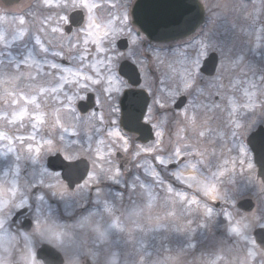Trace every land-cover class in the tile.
<instances>
[{"label": "flooded vegetation", "instance_id": "1", "mask_svg": "<svg viewBox=\"0 0 264 264\" xmlns=\"http://www.w3.org/2000/svg\"><path fill=\"white\" fill-rule=\"evenodd\" d=\"M117 1L118 4L115 2V6L117 4L118 9L114 10L122 13L125 5L129 3L126 7L129 8L130 14L136 0ZM200 2L205 16L203 25L201 24L191 36L177 42L161 45L165 53L164 64L162 65L164 74L160 73L161 66L160 68L151 66L147 68L139 64L138 68L142 79L140 85L134 87L124 79L128 87L123 93L130 89L144 90L149 98L148 108H152L153 113H155L154 100L156 96L151 95V93L155 92L159 95L160 90L155 89L158 87L156 81H159V78L162 79L165 81V87L170 89L172 84L168 80L175 75L173 69H176L177 61L180 62V69H176L179 71L184 56L189 59L194 58L199 51L200 42L206 43L209 46V55L201 61V74L195 80L193 87L179 97V99L182 96L185 97L184 105L177 107L176 103L169 106L167 115L172 123L167 128L163 126L152 128L154 137L155 132L162 129L161 131L164 132L162 146L169 148L177 142L178 144L187 143L195 150L193 153H196L197 150L202 151L203 156L208 157L207 161H213L216 160L214 158L216 155L206 156L207 152H211L210 148L214 147L216 150L231 148L232 143L228 141L234 140L235 136L233 135L238 133L237 140L248 147L249 155L255 160V155L248 146L247 140L260 127L264 128V62H262L264 61V0H201ZM252 13L259 18L256 26L242 30L241 23L254 17ZM129 24L138 36L145 37L132 24V20ZM248 30L251 31L252 39H254L252 42H249L248 37L243 34ZM127 38L129 39L128 36ZM152 45L154 44L147 40L146 43L142 44V48L149 50ZM255 45L259 46L258 49ZM173 51H177L175 57L178 56V59L174 60V57L170 55L173 54ZM137 53L142 55V52L137 51ZM150 55L147 52L145 58L147 61L151 60ZM241 57L244 59L242 64L239 60ZM229 61L235 65L236 74L237 70L240 72L239 77L245 76L248 79L247 83H258V89L249 90L256 93V107L251 111L244 109L235 114L236 116L230 114L231 109L228 100L229 98L239 100L237 95L243 96V92L233 90L231 88L232 82L228 84L229 79H225L227 73L230 72ZM222 63L224 64L223 71L220 70ZM146 73H150V75L146 76ZM154 76L157 77L156 81L153 79ZM221 82L224 86L218 88L217 84ZM95 97L98 104L96 112H98L101 107L96 93ZM120 98L117 119L121 128ZM242 101L246 102L243 98ZM189 103L193 106L190 111L196 112L201 123L197 125L195 131L189 129L186 133L179 132V129L184 128L185 124L178 113L182 112ZM146 119H151L147 112L143 122ZM233 120L244 123L241 131H239L240 128H235ZM204 121L207 122L203 123ZM254 121L255 123H253ZM199 131H204L205 136L200 137ZM215 132L217 135H214ZM137 137L134 136L136 142ZM155 141L156 137L155 140L145 145H152ZM230 151L233 149L231 148ZM196 156V154L193 155V157ZM117 157L120 160L119 168L122 171V175L117 178L120 181L119 184L105 181L106 177H101L98 179V184L93 183L87 188L67 189L72 193L78 191V194L82 189L83 193L75 197L80 199V206L76 202L79 209L74 212H67L69 216L56 203L55 199L49 202L48 205L54 211H56L54 207L58 206L56 209L59 216L39 218L47 220L58 230L63 231L62 242L59 244L54 240H48L46 235L42 236L31 227L32 220L37 218L35 212L39 207V201L33 196L29 197L28 201L31 207L25 206L23 212H18L19 215L17 210L14 211L5 223L6 228L0 231L9 234V239L0 246V253L4 254L2 261L6 264H28L25 257L28 256L29 246L24 239L23 232L31 240V248L36 254L38 264H206L205 261H213L216 258L217 254L214 252V248H225L227 243L226 246L231 247L228 262L247 264L246 242L236 240L234 237H231L230 241L227 242L229 222L222 217L223 215L219 217L218 223H216L218 225L215 224L214 226V230L220 233V239L212 237L208 244H203L200 227V203L190 206L189 203L180 201L174 195L169 194L166 187L171 184L174 191L183 192L185 195L187 193L199 195L197 191L179 184L168 171L163 169L157 170L161 171L163 179V184L158 185L154 178L149 175L151 171L136 169V163L131 157H125L122 153H118ZM237 157L239 156L237 155ZM149 158L151 162L153 157ZM137 177H139L141 184L146 185V189L151 188L157 194L154 200L149 201L144 187L141 189L140 186L136 185L135 190L127 187L137 182ZM64 184L67 182L64 181ZM105 185L114 189V197L111 200L115 199V201L95 202L94 192L102 189ZM128 193H130L129 196ZM129 197H131L130 201ZM126 198L128 200H125ZM106 204L113 209L111 214L105 211ZM211 205L213 210H217L219 207L217 204L211 203ZM238 210L240 213L243 212ZM234 216L236 217L234 221L239 218L237 215ZM86 218L90 219L86 220ZM117 223L120 225L119 229L113 226ZM241 223L245 224V222ZM258 227L247 224L245 232L249 234L248 228L253 229L254 232ZM21 228L23 229L21 230ZM101 232L105 234L103 239L100 237ZM12 236H15V239H12ZM3 245H5L4 248H7L6 251H3ZM235 255L239 257L233 260Z\"/></svg>", "mask_w": 264, "mask_h": 264}, {"label": "rangeland", "instance_id": "2", "mask_svg": "<svg viewBox=\"0 0 264 264\" xmlns=\"http://www.w3.org/2000/svg\"><path fill=\"white\" fill-rule=\"evenodd\" d=\"M54 2H57V0H54ZM93 2L99 5V9L97 12H94V15L102 17L105 23L111 20L112 23L115 24L121 15H127L128 23L130 22L129 8L126 7L129 3L125 5L126 9L124 7L122 13H118L114 10L118 9L117 0H93ZM115 2H117L116 6ZM41 5L42 0H23L15 7L7 8L0 0V34L5 38L3 41H0V74H9L8 82H4L3 78H0V133H5L11 138L10 140L0 139V220H4L5 222H7V219L17 210L15 207L17 203H20L21 200L28 201L30 199L29 197L32 196L39 201V207L37 209L39 211V217L59 216L57 215L58 210L56 209L58 206L56 205V207H54L56 210L54 211L51 206L48 205L52 199H55L56 203L61 206L66 214L67 212H74L79 209L77 208V204L80 202V199L75 197L83 194L82 189L79 191V194L77 193L78 191L72 193L71 191H68L69 189L65 191L62 186L59 185L60 183H64L62 178L56 176L53 172L51 173L46 165L47 159L57 156L59 154L58 152L68 150L70 154L75 155L78 158H87L92 164L90 174L95 173L97 179L106 177L105 181L110 182L114 181L110 180L109 176L116 168H119L120 160L117 157L118 153H122L125 157H131L134 163H136V169L149 171H152L153 168L156 170L160 169L154 159L150 162L149 157H153L154 153L152 156L151 154L143 152H141L139 156L135 154L139 150L138 146L147 147L151 144L145 145L137 143L132 136L127 135L119 126L117 119L119 110L118 101L123 91L128 87V84L125 82L126 86L121 89V92L112 97H109L108 93L103 90L108 87L107 82L104 79L108 75L105 71V65L108 61L105 60V54L103 53L97 54L93 52L91 59L86 61V64L93 65V67L88 68L81 66V71H84L89 75L94 74L96 69H98L99 78L103 81V87L94 86L88 82L89 89L79 92V95L84 97L88 92H95L99 98V105L101 107L100 111H91L89 114L83 116L77 110V104L80 99L76 100L74 104L69 105L67 102L61 103V101H64L63 95H60L59 100H56L52 96H48L43 98L42 101L38 100V102H41V110L45 114L46 121L45 125L37 126L38 131L34 132L31 127L32 122L27 118L23 121V127H21L19 123L16 125L9 123V120H11V113L17 109L19 105H10L7 98L8 94L20 96L37 95V89L52 87L58 82L57 76L59 73L49 66L51 63L54 62L60 64L62 67L70 68L73 71H75L79 64V60L76 58V50L73 49L72 52H69L70 45L67 39V34L65 33L62 35L61 33H53L51 31L52 28L57 27L55 22V12H50ZM57 11L59 10L57 9ZM252 14L254 17L251 19L248 18L250 21L245 20L244 23H241L242 30H247L248 27L256 26L257 19L259 18H257L254 13ZM21 19L25 21L23 24H20ZM127 32H130L131 35H128ZM243 34L248 37L249 42L254 40L252 39L251 31H245ZM256 35L258 36L259 34L257 33ZM124 36H128L130 39V46L127 51L121 52L116 45V52L107 53L108 56L113 57L117 56V53L124 54L122 58H118L116 65L117 73L120 62L124 59H129L137 65L141 64V66L147 68L150 66L153 68H160L161 66L160 73L162 75L164 74L162 71V65L164 64L163 59L165 58L163 46L152 45L149 47V50L143 49L142 44L147 42L146 38L138 36L130 27V24L126 34L117 37L116 43L118 39ZM37 38H39L43 46L48 49L47 52L42 51L41 45L37 44ZM133 38L137 39L136 44L132 43ZM72 39L77 43L81 50L85 47V45L81 43L83 36H81V41H76L75 37ZM221 42L223 43V41ZM87 47L89 49H94V46L91 44H88ZM255 47L258 49L259 46L255 45ZM137 51L142 52V55L137 53ZM55 52H63V56H56L54 55ZM147 52L151 54V60L149 59V61L145 59ZM176 52L177 51H173V54H170L174 57V60L178 59V56L175 57ZM69 56L73 57V59H65V57ZM242 58L243 57L239 59L241 64L244 63V59ZM254 59L256 60V58ZM25 61H27V64L24 63ZM33 61L36 63L33 64ZM100 61H103V63ZM177 62L178 64H176L175 67L176 69H180V62ZM228 63L230 66V72L227 73L225 79H229L228 84L232 82L231 88H233V90L235 89L238 92H244L245 89H258V83L254 84L255 88H252V82L247 83L248 79H246L245 76L239 77L238 74L240 72L238 70L236 74L235 65L231 64L232 61H229ZM17 65H20L19 69H17ZM29 65H31V67H29ZM29 73H31L30 76ZM13 75H18V78L11 80L10 77ZM72 78L73 77L69 76V79ZM156 78V76L153 77L155 81ZM161 81L163 80H160V78L159 81H156L158 87L155 89L160 90L162 87H165V81H163V84H161ZM168 81L172 84L171 88L175 86L173 79L169 78ZM237 81H239L238 84L236 83ZM234 85L235 87H233ZM65 91L71 95L76 89L75 86L68 85L65 87ZM237 96L239 97L240 102L244 103L242 101L243 96L240 94ZM114 109L117 110L114 111ZM29 110L31 111V106H29ZM32 115L35 116L36 113L33 112ZM101 116H103L102 121L100 120ZM57 117L60 119V122L68 128L67 132L51 126ZM240 124L242 125V128L244 123ZM241 128L239 131H241ZM161 130L159 129V131ZM114 131H119L129 142V150L127 152L123 151L121 141L108 135V133ZM73 133L75 134L73 135ZM31 135H36V141L29 139V136ZM60 135H63L65 138L63 142L59 141ZM214 135H217V133L215 132ZM237 135L238 133L233 135L235 136L234 140L228 141L229 143H232L231 148L233 151H230L231 148H222L219 150H216L214 147L210 148L211 152H207L208 154H206V156L211 155L212 157L216 155L214 156L216 160L213 161H207L208 157L204 156L193 157L196 153H193L195 150L191 147L192 155L188 158L192 159L193 162L203 159L198 165V172L196 175L204 178H215L213 174L222 168L228 167L231 169L232 167H235L234 171H230L221 180L220 190L224 196V200L215 203L219 204V207L217 210H213L215 213L214 217H206L203 211V205L205 204L209 207H213L211 201L206 200L199 192V195L194 193H192V195L190 193L186 194L189 201L198 200L200 202V227L203 244H208L212 237L220 239V233L217 230H214V226L218 223L220 216L223 215L222 217L225 218L226 212H230L234 218H236L234 215H237L239 218L236 220L245 222L248 226L257 227L264 224V186L261 181L257 179V168L255 177L252 172L247 170V162H252L253 159L249 155L248 147L240 140H237ZM21 138L24 141L23 143H21ZM49 138L57 140V147L60 151L55 154L44 153L34 160L32 154L27 152L28 144L31 143L35 146L37 142H42ZM101 141L104 143L101 144ZM153 144H157V141L153 142ZM185 144H179V146L182 147ZM162 145L163 144L159 145V147L167 148V146ZM241 147L246 150L247 156L241 154ZM9 148H11L12 151H9ZM237 155L239 157H237ZM240 160H245L246 163L241 164L239 163ZM226 162H234V164H226ZM135 183L133 184L140 187L143 185L145 188L144 190L146 191V185L143 183L141 184L140 179ZM48 185H57V187L49 188ZM24 188L25 190H22ZM35 189H37V192H35ZM141 189H143V187H141ZM192 190L196 191L194 188H192ZM61 192H63V195L60 194ZM13 193H15V195H13ZM94 193L95 202L108 201L114 197V189L108 185H105L102 189L97 190ZM40 195H43V200L37 198ZM129 195L130 193H128V196ZM247 198H251L256 202L255 211L252 214L240 213L237 208V204L241 200ZM130 199L131 197H129V201ZM125 200L128 199L126 198ZM3 201H8V203L5 205ZM111 201H115V199ZM232 201H236V207H232ZM80 203L79 206L81 205ZM37 210L35 212L36 217ZM5 228L6 225H4L3 228H0V231H3ZM227 229V242H229L230 238L234 236L229 232V225ZM248 230L249 235H253V229L248 228ZM234 238L238 240V238ZM5 242L6 241H0V246ZM226 245L225 248H221L223 252L220 248L218 249L215 247L214 252L217 254L216 258L213 261H205L204 259L206 264H231L228 262V260H230L229 252L231 247H227ZM246 245L248 257L247 264H264V251L261 250V248H256L255 251L257 252V256L253 261L248 254L251 245L247 242ZM4 247L5 245H3L2 248ZM6 250L7 248L3 249V251ZM3 256L4 254L0 253V264H6L2 261V259H4ZM238 257L235 255L233 260L238 259Z\"/></svg>", "mask_w": 264, "mask_h": 264}, {"label": "snow or ice", "instance_id": "3", "mask_svg": "<svg viewBox=\"0 0 264 264\" xmlns=\"http://www.w3.org/2000/svg\"><path fill=\"white\" fill-rule=\"evenodd\" d=\"M43 8L48 9L50 12H55L56 16V24L57 27L51 29L53 33H61L62 35L65 34V27L67 26V39L69 42V52H72L73 49L76 50L77 57L79 60V64L77 65L75 71L70 68L62 67L60 64L51 63L49 66L56 70L59 75L57 76V83L54 86L48 88H39L36 90L37 95H27V96H20V95H12L8 94L9 104H17L19 107L15 109L11 113V120L9 123L16 125L17 123L23 127V121L27 118L31 123L32 129L38 131V125L43 126L45 125V114L41 110V100L45 97L52 96L56 100L60 99V95H63L64 101L61 103L67 102V104L72 105L76 102V100L85 99L84 96L79 95L80 91H86L89 89V83L94 86H101L103 87V81L99 78V70L96 69L94 74L89 75L84 71H81V66L91 68L93 65L86 64V61L91 59L93 52L100 54H105V60L108 63L105 65V71L108 75L104 78L107 82L108 87L104 88L103 90L108 93L109 97H112L116 94L121 92V89L124 88L125 81L122 80L119 74L116 71V65L118 58H122L124 56L123 53H117V56H108V52H116V40L117 37L126 34L127 29L129 28L128 17L127 15H121L115 24L109 20L107 23L104 22L102 17L94 15V12H97L99 9V5L93 2V0H42ZM57 9L59 11H57ZM72 13H78L80 15V20L78 22L74 21ZM25 21L23 19L20 20V24H23ZM77 23V27L75 32L72 31L73 23ZM63 25V26H62ZM128 35H131L130 32H127ZM81 36H83V40L81 41ZM73 37L76 38V41H81L85 47L81 50L77 43L73 41ZM5 38L2 34H0V41H3ZM37 44L41 45V49L44 52H47L48 49L43 46L42 42L39 38H37ZM132 43L136 44L137 39L133 38ZM88 44L94 46V49H89L87 47ZM54 55L56 56H63V52H55ZM209 55V46L204 43L200 42L199 44V51L195 55L194 58L189 59L188 57L184 56L183 61L181 62V70L177 71L173 69L174 76L170 77L173 79L175 84L172 88L162 87L160 89L159 95L155 92H152L151 95L156 96L154 100V108L155 113H153L152 108H146L147 114L151 117V119L144 120L145 123L149 125L150 128H160L161 126L167 128L172 122L168 118V111L170 105H175L178 102L179 97L187 93L192 87L197 79V77L201 74V61L206 59ZM65 59H73V57H65ZM103 63V61H100ZM27 64V61L24 62ZM36 62L33 61V64ZM17 69L20 68V65L16 66ZM31 67V65H29ZM220 70H224V64L222 63L220 66ZM31 73H29V76ZM150 75V73H146V76ZM69 76L73 77L69 79ZM0 78H3L4 82H8L9 74L4 73L0 74ZM18 78V75H13L10 77L11 80H15ZM178 82V83H177ZM164 82L161 81V84ZM237 84L239 81L236 82ZM68 85L75 86L76 91H74L71 95L67 91H65V87ZM182 85V87H181ZM224 85L223 83H218L217 87L222 88ZM151 87V86H150ZM235 87V85L233 86ZM252 88H255V85H251ZM220 94V93H218ZM255 92H250L248 89H245L243 92V99L244 103H241L240 100L237 98H229L228 103L230 105V114L235 115L240 111L247 109V110H254L256 107L255 105ZM29 106H31V111L29 110ZM219 107V105H217ZM193 106L191 103L183 109L182 112L178 113L185 124L184 128H180L179 132H187L189 129L192 131L196 130V127L199 123H201L200 118L197 116L195 111H190ZM117 109H114V111ZM35 112L36 115H32ZM94 115V114H93ZM100 120H103V116L100 117ZM204 121L203 123H206ZM255 123V121L253 122ZM233 124L235 128H241V124L238 120H233ZM53 128H60L64 132L68 131V128L65 127L61 122L60 119L57 117L51 125ZM75 133H73L74 135ZM110 137H114L122 142V149L123 151L127 152L129 150V145L127 139L121 135L119 131H114L108 133ZM198 135L200 137L205 136L204 131H199ZM163 136L164 132L156 131L155 137L157 139V144L149 145L147 147L138 146L139 150L135 153L137 156L140 155L141 152L146 154H153V159L157 162L159 168L162 170H166L169 174L174 178L176 182L182 184L188 188H194L197 192H199L206 200L211 201L215 204L217 201L224 200V196L220 190V183L222 178H224L230 171H234L235 167L231 169L228 167H224L218 172L214 173V177L204 178L199 175H196L198 172V165L203 159L200 161L193 162L192 159H189L192 155L191 145L185 144L182 147L179 146L178 142L172 144L169 148H160L159 145L163 144ZM0 139L10 140L11 138L5 134L0 133ZM29 139L32 141H36V135L29 136ZM64 136H59V141H64ZM23 139L21 138V143H23ZM104 142L101 141V144ZM9 151H12L9 148ZM60 151L57 147V140L55 139H45L42 142H37L35 146L33 144H28L27 152L32 154V158L35 160L36 158L40 157L44 153H53ZM240 152L243 156H247L246 150L241 147ZM63 158L68 163H73L78 159L77 156L72 155L69 153L68 150H64L60 152ZM196 155L202 157L204 153L202 151L197 150ZM99 158V157H98ZM233 163L234 162H226ZM239 163L244 164L246 163L245 160H240ZM247 170L253 173V176H256V165L254 160L252 162H247ZM56 176H63L62 171L56 172ZM120 175H122V171L120 168H116L112 174L109 176V179L114 181L115 183L119 184L120 181L117 179ZM158 185L163 184V179L161 176V171H157L155 168L149 173ZM137 181L139 177L136 178ZM93 183H99L95 173L89 174L85 172L84 179L76 185L77 188H87L89 185ZM264 183V180H262ZM59 185L66 191L68 189V185L64 183H60ZM127 186V185H126ZM49 188H56L57 185H48ZM133 190H135L136 185L133 184L131 186ZM141 187H144L141 185ZM166 190L169 194L174 195L180 201H184L189 203L190 205H198L200 202L198 200H188V197L179 191H174L173 185L169 184L166 187ZM63 195V192L60 193ZM15 195V193H13ZM146 195L149 201H152L156 198V193L151 189H146ZM39 200H43V195L37 197ZM6 205L8 201H3ZM232 207H236V201L231 202ZM25 206L31 207L29 201L21 200L20 203L15 205L18 212H23ZM105 211L109 214L112 213L113 209L110 206L105 207ZM204 215L206 217H214L215 213L212 207L208 205H203ZM90 218H86L88 220ZM225 219L229 222V232L232 236L238 238V240L245 241L251 245L249 248V256L255 260L257 256V252L255 251L256 248H264V240H258L255 235H249L245 232L247 228L246 224H242L240 220H235L234 217L230 212L225 213ZM234 221V222H233ZM4 220H0V228H3L5 225ZM116 228H120V225L114 224ZM32 228L42 236L46 235L47 239L52 241H56L57 244L62 242V237L64 235L62 230H58L53 224L48 223L47 220L39 218V211L37 210V218L32 220ZM260 229L264 231V224L259 225ZM23 228H21L22 230ZM24 239L28 242V256L25 259L28 261V264H38L36 260V254L33 252L31 248V240L26 233H23ZM100 237L103 239L105 238V234L103 232L100 233ZM9 239V234L6 232H0V241H6ZM12 239H15V236H12Z\"/></svg>", "mask_w": 264, "mask_h": 264}, {"label": "water", "instance_id": "4", "mask_svg": "<svg viewBox=\"0 0 264 264\" xmlns=\"http://www.w3.org/2000/svg\"><path fill=\"white\" fill-rule=\"evenodd\" d=\"M7 6H14L23 0H2ZM199 0H137L132 10L133 24L143 32L151 42L164 43L179 40L192 34L203 22L204 15ZM74 21L80 20L78 13L71 14ZM77 23H73V28ZM67 30V27H66ZM129 46L127 38L118 41V47L126 50ZM121 75L126 77L132 85L140 84V74L135 65L129 61H124L119 67ZM122 120L121 125L129 132H138L145 135L142 140L151 138V129L145 128L142 119L149 105V98L142 90H128L121 98ZM89 102L93 105L94 95H89ZM181 100L179 106H183ZM79 109L87 112L89 105L87 102L79 103ZM135 124V126L133 125ZM147 135V137H146ZM249 145L255 152L256 162L259 166V176L264 180V128L258 129L248 140ZM49 168L62 170L63 178L68 182L70 188L84 179L85 172H89L90 163L86 159H80L73 163H68L61 155L48 159ZM239 207L252 211L254 203L250 199H245L239 203ZM20 213H18L19 215ZM17 215V216H18ZM258 240H264V231L260 228L254 232ZM264 249V248H263ZM41 254V253H39Z\"/></svg>", "mask_w": 264, "mask_h": 264}]
</instances>
